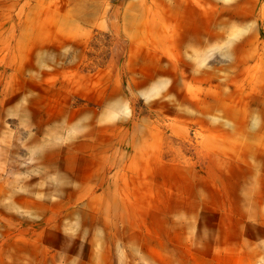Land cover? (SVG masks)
Masks as SVG:
<instances>
[{
  "label": "rangeland",
  "instance_id": "rangeland-1",
  "mask_svg": "<svg viewBox=\"0 0 264 264\" xmlns=\"http://www.w3.org/2000/svg\"><path fill=\"white\" fill-rule=\"evenodd\" d=\"M0 264H264V0H0Z\"/></svg>",
  "mask_w": 264,
  "mask_h": 264
}]
</instances>
